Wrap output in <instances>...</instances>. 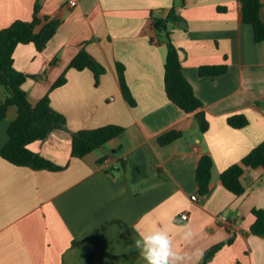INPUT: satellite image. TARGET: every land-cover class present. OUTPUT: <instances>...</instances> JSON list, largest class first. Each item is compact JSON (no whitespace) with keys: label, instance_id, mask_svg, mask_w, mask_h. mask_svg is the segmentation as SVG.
<instances>
[{"label":"crops","instance_id":"crops-1","mask_svg":"<svg viewBox=\"0 0 264 264\" xmlns=\"http://www.w3.org/2000/svg\"><path fill=\"white\" fill-rule=\"evenodd\" d=\"M38 1L42 16L62 23L43 51L33 43L19 45L15 67L30 75L24 88L34 104L66 74V83L50 96L68 131L29 145L66 167L34 170L0 156V264H146L135 242L141 232L165 225L175 249L191 257L187 264H201L224 242L207 264H264V237L252 232L253 209H264V168H245L240 196L221 181L223 171L264 141V41L256 42L253 25L244 22L241 2L0 0V31L32 20ZM174 6L183 21L168 23L167 30L203 103L210 122L205 133L195 115L166 93L168 42L153 29L152 13L167 18ZM84 47L107 69L98 86L91 70L69 67ZM118 62L126 67L136 106L124 97ZM221 64L229 66L224 75L199 73ZM6 97L0 83V103ZM234 115H245L248 125L232 127ZM17 117L14 105L0 119V150ZM110 124L125 131L84 158L73 157V132ZM172 130L181 138L161 145L160 136ZM205 154L215 168L210 194L202 197L196 176ZM221 216L227 222H218ZM185 225L190 242L181 238Z\"/></svg>","mask_w":264,"mask_h":264},{"label":"trees","instance_id":"trees-1","mask_svg":"<svg viewBox=\"0 0 264 264\" xmlns=\"http://www.w3.org/2000/svg\"><path fill=\"white\" fill-rule=\"evenodd\" d=\"M176 1L182 6L185 5V0ZM239 1L242 4L244 22L253 25L256 42H263L264 21L261 17L263 0ZM41 11L42 6L38 1L34 7L32 20H16L0 31V83L7 92V97L0 103V119L6 117L11 106L15 105L18 107V117L11 122L8 128V142L0 150V156L19 167L60 171L66 166H60L43 155L34 152L29 145L36 141L48 139L56 130L68 131L66 116L53 107L50 96L54 89L66 83V74H63L58 79L46 96L34 104L24 88L30 75L15 67L14 54L19 45L33 43L38 51H43L62 23L60 19L42 16ZM182 21L183 18L177 14L176 6L172 8L167 18L155 16L152 13L153 29L159 36L166 38L168 42V54L165 63L167 96L180 109L188 114H194L198 120L201 132L205 133L210 127V122L203 110V103L196 96L192 84L184 74L179 49L171 40V31L167 30L168 23H181ZM39 27L40 29L38 30ZM69 67L79 71L91 70L94 73L97 86L100 84L101 76L107 71L106 67L92 56L85 47L74 57ZM125 69L124 64L117 63L124 97L130 105L136 106V100L126 80ZM228 69V64L203 66L200 68L199 73L203 77L221 76L226 74ZM228 122L234 128H243L248 125V119L245 115L231 116ZM124 131L125 128L123 126L110 124L95 129L73 132L72 155L76 158H84L95 150L107 145ZM181 136V131L172 130L160 136L159 143L168 145L181 138ZM246 167L264 168V141L245 156L240 163L230 166L221 174L223 185L238 196L243 195L246 190L242 183V176ZM214 168V158L210 154L203 155L198 165L196 176L199 194L202 197L210 194ZM109 169L112 170L113 168ZM253 214L256 220L252 225V232L264 237V209L255 208L253 209ZM225 244L227 243L218 244L208 250L201 264H207Z\"/></svg>","mask_w":264,"mask_h":264},{"label":"clouds","instance_id":"clouds-1","mask_svg":"<svg viewBox=\"0 0 264 264\" xmlns=\"http://www.w3.org/2000/svg\"><path fill=\"white\" fill-rule=\"evenodd\" d=\"M186 228L185 225L181 229L183 232L181 238L190 242L192 233L190 230L184 231ZM135 243L136 247L141 250L146 264H187V261L191 259L186 253L181 254L175 249L167 225L150 232H141L140 239Z\"/></svg>","mask_w":264,"mask_h":264},{"label":"built area","instance_id":"built-area-1","mask_svg":"<svg viewBox=\"0 0 264 264\" xmlns=\"http://www.w3.org/2000/svg\"><path fill=\"white\" fill-rule=\"evenodd\" d=\"M72 5H76V1H73V2H72ZM199 198H200L199 195H193V196H192V200H194V201H198ZM188 217H189V216H188L187 213H184V214L181 216V218H182L183 220H187ZM227 220H228V219H227L225 216H221L220 219H218V222H222V223L224 222V223H225V222H227Z\"/></svg>","mask_w":264,"mask_h":264}]
</instances>
